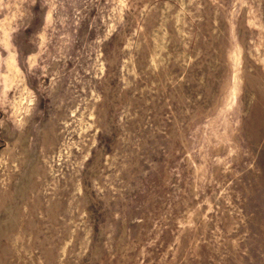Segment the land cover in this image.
<instances>
[{
    "label": "rangeland",
    "instance_id": "374dc122",
    "mask_svg": "<svg viewBox=\"0 0 264 264\" xmlns=\"http://www.w3.org/2000/svg\"><path fill=\"white\" fill-rule=\"evenodd\" d=\"M0 264H264V0H0Z\"/></svg>",
    "mask_w": 264,
    "mask_h": 264
}]
</instances>
